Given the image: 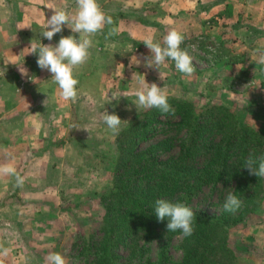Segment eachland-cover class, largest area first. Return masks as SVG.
<instances>
[{
    "label": "rangeland",
    "instance_id": "1",
    "mask_svg": "<svg viewBox=\"0 0 264 264\" xmlns=\"http://www.w3.org/2000/svg\"><path fill=\"white\" fill-rule=\"evenodd\" d=\"M214 20L217 21L218 19H210V21ZM168 32L164 35L157 34L154 42L163 47L164 37ZM184 37L185 39L180 48L189 53L195 67V72L190 76L181 73L176 68L175 62L170 58H166L159 69L146 67L145 59L149 57V62H152L153 58L151 57V51L145 44H142L143 51L141 54L144 56L141 57L142 59H139L138 55H133L134 46L133 52H127L128 56L123 59L125 61L123 65L112 62L110 66L111 61L105 59L106 68L99 67L97 72L83 71L84 74L79 76L77 85V90L82 95L76 100L79 111H81L77 118V124L80 123L81 131L77 129L76 124L74 128L71 127L72 121H67L66 129L60 132L56 130L43 132L42 130L33 129L41 124L40 121L44 118L43 114L36 112L27 116L25 115L26 112L22 114L19 112L17 116L12 117L13 122L4 121L8 124L1 123L0 169L6 166L14 167L16 173L24 178L23 186L26 183L35 188L27 191L26 196L23 197L26 200L25 202L35 205H47L42 218L53 220L55 217L58 220L56 225L62 223V226L58 228L41 227V230L51 232L52 241L49 243V255L60 253L66 259L67 264H93V260H97L92 253H86L83 246L84 244L91 246L94 244L96 246L102 238L99 228L104 215V196L114 191L112 189L113 176L117 174L115 165L119 156L117 147L119 136L124 128L132 122L141 120L144 116L143 112L147 110L138 105L136 96L138 89H146L152 83H156L168 93V97L191 102L197 113L204 112L215 105L225 106L236 116L240 123H247L264 133V97L260 94L254 97L248 94L251 91L252 93L253 91L259 92V89H255V87L252 90V84L248 76L250 70L248 65L259 63L258 60L254 59L252 55H238L232 45L233 42L229 39H222L217 33L213 36L200 33L194 37L186 35ZM136 53H139V51ZM136 57L140 60L139 65L132 63V61L136 62ZM37 58L38 56L31 58L33 66L37 65ZM44 71L46 74H51L47 70ZM53 90L55 92L59 90L56 84L36 86L32 92L34 95H30L33 98L32 104L36 107L45 102L40 98V95L45 91ZM261 92L264 94V90ZM55 102L51 99L46 104L52 105ZM18 104L22 109L25 107L24 101H19ZM90 108V116L86 117H88V121H93L96 126L88 130L84 128L83 121L85 120L83 117L87 113L86 110L89 111ZM252 109L255 114L250 112ZM18 110L20 111V109ZM244 110H246L244 112L246 115H243ZM107 113H115L121 118L122 122L118 134L113 133L109 128L104 129L105 126L108 127L103 120L104 115ZM162 115H164L162 116L164 120L166 115L163 113ZM10 122L12 124H9ZM14 125H17L18 128L12 131L8 129V126L15 127ZM45 133L48 138L58 140L59 144L64 140L67 142L72 141L73 137L77 143L89 140L88 149L91 160L84 162L82 169L80 167L76 169V174H61L65 173L62 170L59 176L52 177L51 168L49 169L51 164L50 162L47 163L49 157L45 155V157H41L42 159L39 157L38 162H34L33 156L29 153L32 149L30 144L34 146L39 144L41 136ZM149 144L151 143H139L138 145H142V148H144ZM44 147L39 146L37 148L44 149L45 152L50 149ZM75 148L81 152L78 147L75 146ZM67 150L69 151L67 154H69L71 148ZM9 151H15L18 159L10 158L8 156ZM66 172L70 171L67 170ZM0 174L4 173L0 172ZM9 179V177L3 175L1 182H7ZM57 179L60 180V186L58 187L56 185ZM23 186H17V193L21 192ZM223 191L225 189L221 186H205L200 193L191 199L190 207L196 210L216 212L221 207V200H218L217 195ZM17 197L19 201L22 199L21 196L17 195ZM1 201L3 202L4 199H0ZM55 206L56 208H54ZM37 213H40V211ZM257 219H264V198L257 212L250 214L245 221L232 227L229 231V245L237 255V264H250L253 262L249 257L239 253V247L245 241L243 237L246 234L248 235L242 224L247 220ZM181 238L182 236L179 234L171 239L168 247L170 259L167 264H172L180 259L179 244ZM164 239L162 237L146 243L145 247L148 249L143 256L155 259ZM131 241H127L128 245L131 244ZM141 244L142 241H140ZM107 247L108 245H105L101 252L108 253ZM92 251L94 252V249H90L89 252ZM118 254L120 260L126 264H134L139 259L135 257L136 255H130L129 248L126 246H120Z\"/></svg>",
    "mask_w": 264,
    "mask_h": 264
},
{
    "label": "crops",
    "instance_id": "2",
    "mask_svg": "<svg viewBox=\"0 0 264 264\" xmlns=\"http://www.w3.org/2000/svg\"><path fill=\"white\" fill-rule=\"evenodd\" d=\"M98 3L106 15L112 16L113 24H106L103 31L90 37L93 46L89 49V59L74 69V76L78 81L79 76L84 74L83 71L97 72L99 67L106 68L105 59L111 61L110 66L112 62L123 65L127 52H133L134 46L133 55L142 59L145 38L151 36L154 40L157 34L164 35L173 29L189 37L200 33L208 36L217 33L222 39L233 42L238 55H252L258 62L264 57V0H98ZM48 6L68 11L71 14L69 26H73L71 20L78 11L76 0H0V125L8 124L6 122L12 121V117L19 112H26V116L36 112L43 114L44 118L33 129L60 132L66 129L67 121H72L71 127L74 128L76 124L81 131L80 123L77 124V118L81 114L78 102L63 99L60 89L56 92H43L40 98L45 102L36 107L30 97L31 94L34 95L32 92L35 87L41 84L58 86L51 74H46L38 65L33 66L31 58L37 55L28 53L31 51V44L55 46L61 36L74 35L79 38V33H73L67 25L51 41L42 36L52 15ZM212 18L218 20L210 21ZM112 29H116L118 34L109 36ZM84 35L86 34H80ZM248 69L252 90L254 87L259 89L258 93L251 91L248 94L252 97L257 94L264 97L261 92L264 90V63H253L248 65ZM77 92V98L81 97L82 93ZM51 99L57 103L47 105ZM19 101L25 102L23 109L20 108ZM252 110L250 112L255 114ZM245 111L243 115H246ZM86 112L83 124L89 130L96 124L86 117L90 116L91 108ZM14 126H8V129L12 131L18 128L17 125ZM107 128L105 126L104 129ZM74 139L73 137L72 141L64 140L59 144L58 140L48 138L45 133L39 144H30L32 149L29 153L34 162H38L39 157H49L47 163L51 164L49 169L51 168L52 177L59 176L62 170L65 173L61 174H76V169H82L83 163L89 162L91 156L88 149L90 141L77 143ZM39 146L50 149L45 152L44 149L37 148ZM70 148L71 154H67V149ZM16 155L15 151H9L10 158L17 160ZM67 170L70 172H66ZM3 175L9 177V181L1 182ZM56 185L60 186L59 179L56 180ZM32 189L35 188L25 183L21 192L17 193L16 177L0 174V199H4L0 202V264H50L48 256L51 232L43 231L41 227L58 228L62 223L56 225L58 220L55 217L53 220L42 218L47 205L25 202L23 197ZM17 195L22 197L20 201ZM242 227L248 235L243 237L245 241L239 247V253L252 259L250 264H264V219L247 220Z\"/></svg>",
    "mask_w": 264,
    "mask_h": 264
},
{
    "label": "trees",
    "instance_id": "3",
    "mask_svg": "<svg viewBox=\"0 0 264 264\" xmlns=\"http://www.w3.org/2000/svg\"><path fill=\"white\" fill-rule=\"evenodd\" d=\"M168 102L175 115L165 114L163 120L159 109L149 108L119 136L114 191L104 196L102 238L96 246H83L97 258L93 264H126L118 254L120 246L139 258L134 264H167L170 241L179 234L181 257L172 264H237L229 231L262 205L264 177L249 175L244 166L251 153L258 167L259 157L264 156V133L240 123L222 105L197 113L187 100L168 97ZM148 142L144 148L138 145ZM208 185L225 189L217 195L221 207L216 212L191 207L195 213L191 236L181 230L167 232L168 219L157 220L155 201L190 207L191 199ZM229 192L242 201L235 213L224 209ZM162 237L156 258L143 256L146 243ZM105 245L108 253L104 254Z\"/></svg>",
    "mask_w": 264,
    "mask_h": 264
},
{
    "label": "clouds",
    "instance_id": "4",
    "mask_svg": "<svg viewBox=\"0 0 264 264\" xmlns=\"http://www.w3.org/2000/svg\"><path fill=\"white\" fill-rule=\"evenodd\" d=\"M78 11L72 17V25L69 26L70 13L61 10L55 6H48L52 10V15L47 21V30L42 36L51 41L53 37L61 33L65 25H67L73 33H79V38L74 35L61 36L55 46L31 44V51L28 53L36 54L37 65L42 70L49 71L54 78V82L58 84L60 96L65 100L75 102L77 99L78 79L74 76V69L84 64L90 56L89 49L93 46V40L90 38L98 32L103 31L105 25L113 24V18L100 7L98 0H76ZM81 33L86 35L80 36ZM118 34L116 29L109 32V36ZM185 37L178 30H171L164 37V46L154 42L151 36L145 38L143 43L151 51L152 62L149 57L145 59V66L159 69L166 58H170L175 62L176 68L186 75H192L195 72L193 59L186 50H182L180 45ZM260 63H264V57L260 58ZM139 65L140 60L136 57ZM143 83V82H141ZM138 105L145 108H156L163 114L175 115V109L168 102V93L159 87L156 83H152L150 87L141 88L136 91ZM108 128L115 134L119 133L121 126V118L113 113H107L103 117ZM256 159L253 154H249L245 161L248 174L258 178L264 177V156L259 157V164L256 167ZM4 174L14 175L16 184L22 187L24 178L16 173L14 167L6 166L0 169ZM242 205V201L236 195L229 192L226 196L224 209L227 212L235 213ZM155 214L157 220L162 222L168 219L166 225L167 232H175L181 230L184 236H191L194 231L195 213L191 207L182 203H172L165 199H157L155 201ZM50 264H67L66 259L60 253H52L48 256Z\"/></svg>",
    "mask_w": 264,
    "mask_h": 264
}]
</instances>
